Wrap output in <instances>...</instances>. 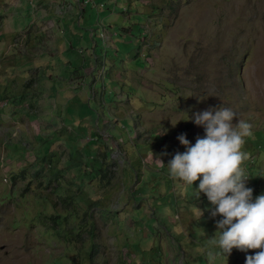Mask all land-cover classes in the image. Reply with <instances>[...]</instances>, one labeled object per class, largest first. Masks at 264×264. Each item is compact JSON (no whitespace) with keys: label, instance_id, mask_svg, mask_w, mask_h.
I'll use <instances>...</instances> for the list:
<instances>
[{"label":"rangeland","instance_id":"374dc122","mask_svg":"<svg viewBox=\"0 0 264 264\" xmlns=\"http://www.w3.org/2000/svg\"><path fill=\"white\" fill-rule=\"evenodd\" d=\"M223 106L255 200L264 0H0V264H246L167 168Z\"/></svg>","mask_w":264,"mask_h":264},{"label":"clouds","instance_id":"9594fccd","mask_svg":"<svg viewBox=\"0 0 264 264\" xmlns=\"http://www.w3.org/2000/svg\"><path fill=\"white\" fill-rule=\"evenodd\" d=\"M195 124L204 128L205 136L197 137L195 145L185 135L178 137L186 151L169 161L170 175L189 185L200 181L197 198L204 193L213 205L212 216L222 217L211 243H218L226 258L233 249H264V195L253 200V189L247 186L250 177L242 168L248 159L242 151L244 137L252 135L253 126L225 106L197 112ZM246 264H264V251L248 255Z\"/></svg>","mask_w":264,"mask_h":264},{"label":"crops","instance_id":"0c3cea01","mask_svg":"<svg viewBox=\"0 0 264 264\" xmlns=\"http://www.w3.org/2000/svg\"><path fill=\"white\" fill-rule=\"evenodd\" d=\"M143 0H139V2H142ZM146 5H151V2H148ZM139 7V6H138ZM140 9V8H139Z\"/></svg>","mask_w":264,"mask_h":264},{"label":"trees","instance_id":"16d2710c","mask_svg":"<svg viewBox=\"0 0 264 264\" xmlns=\"http://www.w3.org/2000/svg\"><path fill=\"white\" fill-rule=\"evenodd\" d=\"M36 173H38V171H37ZM52 175L55 177V175H54V174H52Z\"/></svg>","mask_w":264,"mask_h":264}]
</instances>
